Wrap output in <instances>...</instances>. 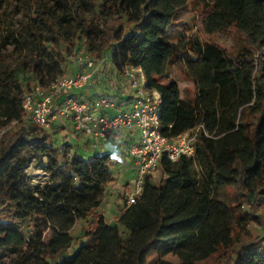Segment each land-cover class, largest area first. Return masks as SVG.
Returning a JSON list of instances; mask_svg holds the SVG:
<instances>
[{"label":"trees","instance_id":"1","mask_svg":"<svg viewBox=\"0 0 264 264\" xmlns=\"http://www.w3.org/2000/svg\"><path fill=\"white\" fill-rule=\"evenodd\" d=\"M190 1L23 0L28 21L20 26L0 13V41L13 59L0 72V250L14 264H146L150 251L173 250L177 263L157 264H264V0H206L197 26L202 40L190 38L181 50L193 102L168 77L180 52L159 47ZM230 29L243 40L232 52L210 39ZM69 41L83 43L96 61L108 57L121 77L124 68L139 67L146 89L161 96L166 137L204 127L195 156L162 158L159 176L145 179L113 224L101 206L116 146L65 158L53 126H38L21 108L25 92L62 76L58 46ZM41 156L58 182L33 190L24 170ZM220 188L228 202L218 199Z\"/></svg>","mask_w":264,"mask_h":264},{"label":"built area","instance_id":"2","mask_svg":"<svg viewBox=\"0 0 264 264\" xmlns=\"http://www.w3.org/2000/svg\"><path fill=\"white\" fill-rule=\"evenodd\" d=\"M75 67L72 74L55 78L46 88L35 86L25 92L21 108L40 127L47 128L58 120L70 121L73 133L87 137L88 146L94 150L110 137L117 140L133 134L134 142L128 150L133 173L121 188L125 206L136 202L147 177L159 176L162 158L174 163L181 156H195L196 137L200 129L204 130L203 125L178 136L163 135L160 131L161 96L155 90L146 89V77L139 67L123 70L122 76L133 90L126 105L109 96H101L94 103L80 97L77 92L90 85L96 72V60L78 54Z\"/></svg>","mask_w":264,"mask_h":264},{"label":"rangeland","instance_id":"3","mask_svg":"<svg viewBox=\"0 0 264 264\" xmlns=\"http://www.w3.org/2000/svg\"><path fill=\"white\" fill-rule=\"evenodd\" d=\"M22 2L23 0H12V3L9 4V0H0V13L2 11L5 12V16L7 17V19L11 20L13 26H20V19L22 18L24 19V21H28V12L23 15ZM206 7V0H191L186 7L180 9L177 12L176 19L167 29L166 33L159 40V47L163 51L169 53L171 50L176 49L181 54L180 61L176 65H173L168 68V77L176 81L180 91V97L189 102H193L196 94V89L192 80L186 75L185 70L183 68L182 63L186 59V55L184 53H181V50L185 48L190 38L197 37L202 40V37L198 32L197 26L200 13L201 11L206 9ZM210 39L217 45L227 49L230 52H232L236 47L239 46V44L243 42L241 38L235 35L232 29L228 31H218L214 33L210 37ZM10 49L11 47L5 48V44L0 41V72L6 69L7 66L12 65L13 59L12 55H10ZM58 50L61 53L60 57L63 59L62 67L64 73L62 75H69L75 71V60L78 54L82 56H91L86 51L83 43H73V41H69L61 46H58ZM91 57L94 58V56ZM96 66V68H102L100 74L102 76L103 83L98 89L92 90V93L89 94L90 99L97 100L102 95L109 96L115 99L117 96V93H115L116 91H114L113 88V82L115 81L113 80V77L115 75L110 76L109 71L111 64L109 58L107 57L102 60H97ZM118 77L121 79L123 76L121 77L120 75H116V78ZM120 82L121 85L117 84L116 86L123 89L124 92H128L130 88L128 86L127 81L121 79ZM24 115L25 117H28L27 114L24 113ZM52 126L54 128V131H56L54 135L56 139V145H62V150L64 152L65 158H70V155L73 153L74 150H78L82 155L87 156L97 151L85 144V142L88 140L87 137L73 133L70 121L65 120L63 122L58 120L53 125L49 124L47 129H50ZM120 140L123 139L121 138L115 140L113 138H110L105 140V143L107 142L110 147L112 145H116L115 154L117 163H121L123 160L126 159L125 157L128 156L129 146L131 145L130 141H127V143L123 142L121 144ZM106 150L108 149L105 148L97 152H104ZM117 166L118 164H116V167L113 169V182H116L117 180L119 183H125L126 180L123 179V177H125L124 174L118 172V169H121V167ZM129 173L132 174L133 172ZM54 174V170L48 166L47 158L45 156L33 158L31 159L28 167L24 170L25 183L29 186V188L33 190H36V188H42L44 186H50L52 183L58 182V179H56ZM193 175L196 180L199 181L201 179L202 172L197 166L193 167ZM118 193L119 191L117 192V194ZM217 196L218 199L223 202L229 201L224 188L218 189ZM111 197L112 202H110L109 207V205H106V202L108 201L107 203H109V199ZM123 208H125L123 196H118L116 195V193H112L111 190L109 191V189H107L104 197V204L101 206V209H103L102 213L105 214L106 222L110 224L115 223L119 215L121 214ZM249 227L253 230V232L258 231V228L252 224H250ZM73 233L77 234V228L73 230ZM78 244L79 242L75 240L74 245ZM14 261L15 259H12V257L8 256V254H6L3 250H0V264H14ZM159 261L177 263L178 257L176 255V251L173 250L166 254H162L161 251H150L146 255V264H157Z\"/></svg>","mask_w":264,"mask_h":264},{"label":"crops","instance_id":"4","mask_svg":"<svg viewBox=\"0 0 264 264\" xmlns=\"http://www.w3.org/2000/svg\"><path fill=\"white\" fill-rule=\"evenodd\" d=\"M98 66V65H97ZM96 66V67H97ZM101 69L102 68H97L96 69V72H95V74L92 76V78H91V80H90V85L89 86H87L86 88H84V89H82V90H80V91H78L77 92V94L80 96V97H82L83 99H85V100H87V101H89V102H92V103H94L96 100H91L90 99V93H92V90L94 89V90H96V89H98L100 86H101V84L103 83V80H102V76H101V74H100V71H101ZM109 73H110V76L112 75V76H114L113 77V80H115L113 83H114V91H116L115 93H117V96H116V98L119 100V103L121 104V105H126L127 104V102L130 100H128V97L129 96H132L133 95V90H131V89H129L128 90V92H124L123 91V89H121V88H119L118 86H116L117 84L118 85H121V79H123L124 80V78L122 77L121 79L118 77V78H116V73H115V71L114 70H112V68L110 67V71H109ZM96 78H97V80H96ZM119 80V81H118ZM117 91H119V92H117ZM121 92V93H120ZM103 96V95H102ZM101 97V96H100ZM111 138V137H110ZM110 138H108V139H110ZM122 141L123 142H125V143H127V141H130V143L132 144L133 142H134V136H133V134H126L124 137H122ZM114 142V141H113ZM110 143V142H109ZM116 146V145H115ZM110 147V145H108V143L106 142L105 143V141L102 143V145L100 146V148L99 149H97V150H102V149H107V148H109ZM115 151H116V147H115V149H114ZM126 159L125 160H123L121 163H119L118 162V166L117 167H121V169H118V172L119 173H121V174H124V176L125 177H123V179H125L126 181H127V179L128 178H130V176L132 175V174H130L129 172H133V167H132V160H131V157H130V155L128 154V156L127 157H125ZM121 170V171H120ZM116 179V178H115ZM125 182V181H124ZM123 184H125V183H119L117 180H116V182L114 181V182H112V183H110V185L108 186V189H109V191L111 190V192L112 193H116V195H118V196H121V192H122V190H121V188H122V185ZM119 191V193L117 194V192ZM108 202V201H107ZM106 202V205L108 206L109 205V207H110V202H112V197L109 199V203H107ZM102 211H103V209H101ZM119 218V217H118Z\"/></svg>","mask_w":264,"mask_h":264}]
</instances>
